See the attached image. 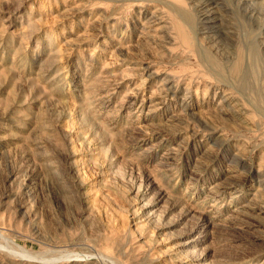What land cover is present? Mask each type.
Segmentation results:
<instances>
[{"label":"rangeland","instance_id":"rangeland-1","mask_svg":"<svg viewBox=\"0 0 264 264\" xmlns=\"http://www.w3.org/2000/svg\"><path fill=\"white\" fill-rule=\"evenodd\" d=\"M0 264H264V0H0Z\"/></svg>","mask_w":264,"mask_h":264},{"label":"bare ground","instance_id":"bare-ground-1","mask_svg":"<svg viewBox=\"0 0 264 264\" xmlns=\"http://www.w3.org/2000/svg\"><path fill=\"white\" fill-rule=\"evenodd\" d=\"M16 246V245H15ZM21 255V254H20ZM55 261V260H54Z\"/></svg>","mask_w":264,"mask_h":264}]
</instances>
